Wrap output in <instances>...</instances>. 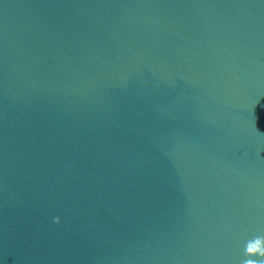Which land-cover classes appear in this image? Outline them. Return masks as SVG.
I'll return each mask as SVG.
<instances>
[{
  "label": "water",
  "instance_id": "95a60500",
  "mask_svg": "<svg viewBox=\"0 0 264 264\" xmlns=\"http://www.w3.org/2000/svg\"><path fill=\"white\" fill-rule=\"evenodd\" d=\"M257 237L264 0H0V264L264 262Z\"/></svg>",
  "mask_w": 264,
  "mask_h": 264
},
{
  "label": "clouds",
  "instance_id": "9594fccd",
  "mask_svg": "<svg viewBox=\"0 0 264 264\" xmlns=\"http://www.w3.org/2000/svg\"><path fill=\"white\" fill-rule=\"evenodd\" d=\"M54 223H59V220H54ZM245 254L247 256L248 254L258 255L264 258V237H257L254 240L248 242L245 248ZM243 264H264V262H258L256 260L247 259L243 261Z\"/></svg>",
  "mask_w": 264,
  "mask_h": 264
}]
</instances>
